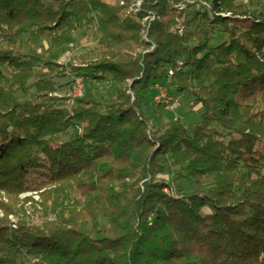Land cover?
<instances>
[{"label": "trees", "instance_id": "16d2710c", "mask_svg": "<svg viewBox=\"0 0 264 264\" xmlns=\"http://www.w3.org/2000/svg\"><path fill=\"white\" fill-rule=\"evenodd\" d=\"M137 1L0 0V264H264V2Z\"/></svg>", "mask_w": 264, "mask_h": 264}, {"label": "rangeland", "instance_id": "374dc122", "mask_svg": "<svg viewBox=\"0 0 264 264\" xmlns=\"http://www.w3.org/2000/svg\"><path fill=\"white\" fill-rule=\"evenodd\" d=\"M107 2H114V0H104ZM238 2H245V0H238ZM264 2V0H263ZM195 24H192L194 26ZM77 36V41L75 45H73L72 49L70 52L66 53L62 58L61 62L63 63H79L87 59L86 55V49L85 47L92 41V33L90 29H83L79 32L76 33ZM66 80L63 79L62 81L64 82ZM88 89L86 90L87 92H91L93 94H98L99 92L102 91L103 88H105L106 84H97V83H89ZM83 89V87H82ZM169 90L171 88H168ZM172 91V90H171ZM176 97L177 103L174 104L176 107L175 111L171 113L170 115H167L162 109H154L151 108L148 112H150L151 120H157V115L155 114L156 112H159L163 118L166 117H175L177 116L178 118H181L184 122V124H189L191 122H196L199 120V114L201 111V106L199 104H196L194 102V98L192 95L182 93L174 95ZM167 98V97H166ZM174 107V108H175ZM158 110V111H157ZM259 151L263 154L264 156V141H261L258 145ZM187 186V184H185ZM191 188H187L186 190H189ZM31 196L35 201H37L39 198L35 193H24L20 195V199L23 202V197L25 196ZM21 202V203H22ZM25 206V209L27 210V213L30 214L31 216H36L37 211L34 209L35 207L38 208L35 204H32L31 202H25L23 203ZM206 211V209H205ZM1 216V213H0ZM10 221L16 223L17 218L15 216H9ZM38 219H34V222H37Z\"/></svg>", "mask_w": 264, "mask_h": 264}, {"label": "built area", "instance_id": "2783aa9c", "mask_svg": "<svg viewBox=\"0 0 264 264\" xmlns=\"http://www.w3.org/2000/svg\"><path fill=\"white\" fill-rule=\"evenodd\" d=\"M139 3L140 1L138 0L135 6L138 7ZM153 17H154L153 15L150 16V19H153ZM181 31L182 28H179V32ZM169 73H171V71H169ZM82 87H83V79L80 76H74L71 85V90L69 91L68 94L69 101L71 103L73 102L74 98L81 95ZM157 90H158L157 93L153 97L154 101L163 104L166 110H173L175 107L174 104L177 103V101L173 100L172 97L169 96L161 87H158ZM28 264H40V258L38 256L31 255L28 258Z\"/></svg>", "mask_w": 264, "mask_h": 264}]
</instances>
